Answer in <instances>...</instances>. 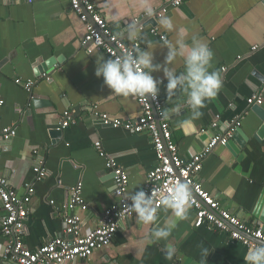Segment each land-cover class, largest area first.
<instances>
[{
	"label": "crops",
	"instance_id": "1",
	"mask_svg": "<svg viewBox=\"0 0 264 264\" xmlns=\"http://www.w3.org/2000/svg\"><path fill=\"white\" fill-rule=\"evenodd\" d=\"M93 1L118 34L134 25L133 21L146 13V6L155 10L170 0ZM165 16L172 18L175 29L169 32L159 20H143L144 28L139 29L144 40H138L141 47L151 43L154 62L163 63L167 55L162 47L165 42L175 43L181 30L189 45L196 36L212 49L210 71H218L223 83L218 96L202 110V117L183 129L177 126V120L188 117L190 109L186 96L177 94L182 112L170 119V127L179 154L188 161L205 149L213 135L240 127L242 138L237 136V142L241 156L226 146H217L204 160L199 181L224 210L249 226L264 228L254 216L264 193V136L258 135L253 109L256 105L248 102L254 95L262 94L264 98V0H190ZM152 28H157L159 35L152 34ZM85 34V24L72 10L70 0H35L32 4L24 0L0 1V97L5 101L0 109V125L17 129L14 139L2 143L0 175L20 195L26 192V184L34 185L24 237L33 251L65 236L63 213L69 190L77 183H83V196L89 206L85 212L75 211L84 222V235L99 227L104 212L116 202L114 176L97 151V142H101L107 159L127 171L128 193L146 185L157 163L150 135L105 127L92 117L93 106L123 120L138 117L141 108L135 98L113 95L103 78L96 77L97 56H108L83 47ZM176 67L178 72L184 69L179 57ZM45 74L51 79L46 80ZM153 75L163 79L162 72ZM17 79L35 81L32 93L17 85ZM166 84L165 80L160 91L165 108L172 107L167 103ZM67 110L76 113L78 122L56 135L53 131L58 130ZM216 117L218 127L212 129ZM204 129L208 133L201 134ZM37 156L49 173L42 181H37L34 173ZM195 218V211L190 209L188 219L180 221L169 238L178 250L171 261L165 258V242L148 243L153 226L139 224L134 214L121 224L111 245L87 260L66 264H245L248 247L208 223L196 228ZM158 219L163 225L175 218L162 207ZM5 245L0 228V264H17L3 257ZM201 247L210 252L203 260Z\"/></svg>",
	"mask_w": 264,
	"mask_h": 264
},
{
	"label": "built area",
	"instance_id": "2",
	"mask_svg": "<svg viewBox=\"0 0 264 264\" xmlns=\"http://www.w3.org/2000/svg\"><path fill=\"white\" fill-rule=\"evenodd\" d=\"M0 1H19V0H0ZM29 4L35 0H24ZM190 0H170L163 7L153 10V15L148 17L146 13L141 18H136L133 23L143 30L144 22L150 19L159 20L168 14L171 9L179 8ZM72 10L79 16L85 24L86 34L82 45L89 52L98 50L103 51L108 57L120 55L131 46V42L121 39L116 34L106 18L99 10V6L93 0H70ZM151 33L159 35L157 28H152ZM163 41L166 40L161 35ZM138 46L139 41L135 42ZM258 47H255L256 50ZM226 72L227 68H223ZM46 80L51 78L47 74L43 75ZM17 85L26 92L32 93L35 81L17 79ZM2 85L0 82V89ZM141 111L138 117L123 120L111 117L109 114L100 111L97 106H93L90 111L92 117L105 127L124 129L134 134L147 133L150 135L157 163L155 168L148 174L146 185L139 189L151 195L153 189L158 192L170 195L176 184L184 182L192 186V208L196 213L195 227L200 228L204 224H210L214 229L227 233L231 240L240 242L244 246L255 247L257 244L264 243V228L249 226L238 217L221 207L219 201L204 190L199 181V174L203 169L204 160L213 150L219 146H226L234 136L235 129L231 128L225 134L213 135L205 149L188 161H185L179 154L178 147L173 140L170 127V120L160 119L159 113L163 110L164 103L159 94L156 101L141 100L135 98ZM250 105L262 106L264 104L263 95H254L248 100ZM5 105V101L0 97V109ZM2 114L0 112V122ZM218 119L212 123L211 128L218 127ZM78 117L73 110L63 113L59 131L75 125ZM206 129L201 134H206ZM17 136V129L14 125L2 128L0 125V158L3 153V142H8ZM97 151L102 158L106 159V167L114 176V195L116 202L107 209L100 221L98 228L84 235L82 233L83 220L75 214L77 209L87 211L89 209L83 196V183L79 182L69 190V201L63 213V223L65 236L52 240L49 244L37 250H30L25 242L26 223L30 214V204L35 195V188L32 184L25 185L24 195H20L13 189L8 180L0 175V201L2 203L3 216L0 218V228L6 239L3 250V257L12 260L17 264H66L77 260H87L99 249L111 245L121 224L131 218L135 213L124 211L128 194L129 175L113 159H107V155L102 148L101 142L95 144ZM38 155V152H34ZM37 181H42L48 176V171L44 167V161L37 156L34 167ZM159 209L163 207L157 199Z\"/></svg>",
	"mask_w": 264,
	"mask_h": 264
},
{
	"label": "clouds",
	"instance_id": "3",
	"mask_svg": "<svg viewBox=\"0 0 264 264\" xmlns=\"http://www.w3.org/2000/svg\"><path fill=\"white\" fill-rule=\"evenodd\" d=\"M148 17L153 15L150 6L145 7ZM115 19V18H113ZM159 25L166 31L175 29L171 17L163 16L159 19ZM121 39L131 42V46L120 55L110 56L107 59L97 56L95 75L103 78L104 84L112 90L113 95L124 98L132 97L141 100L156 101L161 86L167 81V103L172 107L163 108L159 113L160 119L170 120L179 116L182 107L178 102L180 97L186 96V105L190 109V115L177 120V126L181 129L193 126L203 115V109L213 101L223 87L222 78L218 71H210L214 53L209 45L196 36L192 37L191 45L187 44L183 31L178 33L175 43L165 42L162 46L167 49L163 63H155V56L151 43L138 46L136 41H143L144 37L136 25H129L118 33ZM146 46V47H145ZM183 60L184 69L178 72L177 58ZM163 73V79H157L153 73ZM192 186L188 183H178L174 186L170 195L153 189L151 195L145 191H135L126 195L124 211L135 213L136 219L141 225H152L148 243L165 242L164 254L167 260H172L177 255V248L169 242L173 231L180 221L188 219L192 208ZM157 199L165 210H170L175 219L171 222L159 223ZM210 255L207 247H201V259ZM245 264H264V243L250 247L244 256Z\"/></svg>",
	"mask_w": 264,
	"mask_h": 264
},
{
	"label": "water",
	"instance_id": "4",
	"mask_svg": "<svg viewBox=\"0 0 264 264\" xmlns=\"http://www.w3.org/2000/svg\"><path fill=\"white\" fill-rule=\"evenodd\" d=\"M153 23V22H152ZM157 23V22H155ZM52 62L48 63L47 65L50 66ZM264 83V79L262 80ZM264 93V90H263ZM254 111L256 112V116H257V124H259V136L262 137L264 136V107L261 106H256L255 108H253ZM241 128L239 127L237 130H235L234 132V136L232 137V139H230V141L228 142V144L226 145V147L234 154L237 155L238 157H240V151L238 148V142H237V136H241L242 138V134H241ZM56 135L61 134L62 131L59 130H55L53 131ZM254 216L259 219L262 223H264V193L261 196L259 203L257 205V210L254 214Z\"/></svg>",
	"mask_w": 264,
	"mask_h": 264
}]
</instances>
